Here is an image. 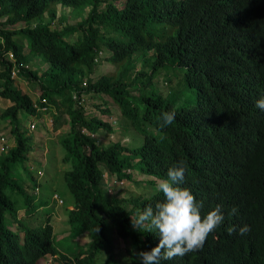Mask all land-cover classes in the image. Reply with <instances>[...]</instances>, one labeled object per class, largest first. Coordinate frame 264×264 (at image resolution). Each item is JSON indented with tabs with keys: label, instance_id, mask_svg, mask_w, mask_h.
<instances>
[{
	"label": "trees",
	"instance_id": "16d2710c",
	"mask_svg": "<svg viewBox=\"0 0 264 264\" xmlns=\"http://www.w3.org/2000/svg\"><path fill=\"white\" fill-rule=\"evenodd\" d=\"M119 1L122 0H0V100L12 102L1 118L4 121L10 118L15 124L12 133L17 138L16 148L0 156V264H43L47 253L55 254L52 243L33 228L25 227L26 244L20 247L21 253L16 243H4L11 223L17 218L16 205L23 202L28 207L35 200L13 178L16 166L26 159L28 145L16 123L21 115L39 117L47 113L56 123L64 113L68 116L70 131L61 143L66 151L64 162H72V168L64 175L74 198L70 223L78 234L88 233L93 240L89 256L80 259L79 255L75 258L77 264H96L95 256L102 247L109 261L118 264L116 236L131 243L130 264H140L136 253L150 250L159 242L155 229L134 230L131 216L162 201V193L148 198L110 195L104 171L119 181L132 180L127 170L166 179L168 169L180 161L187 166L180 186L190 189L196 201L202 203V216L222 205L224 222L207 236L201 249L161 264H264V114L257 107L238 106L222 96L232 71L221 64L213 33L231 29L237 11H224L215 5L214 15L210 16L208 3L154 0L158 4L154 11L159 23L187 28L179 38H165L155 25L128 20L148 0H126L121 9L116 4ZM235 1L244 11L252 13H257L261 5V0ZM58 5L71 6L77 13L89 8L88 15L75 25L58 29L67 20L64 17L58 21ZM161 13H166L173 24L160 18ZM54 24L56 27L52 28ZM105 50L110 51L108 60L116 72L96 76L95 58ZM9 51L15 53V61L22 67L20 75L39 87L35 91L40 92L36 101L12 79L14 64L5 57ZM151 51L155 71L173 69L178 80L175 86L181 90L192 86L197 93L208 90L213 102L177 112L174 122L162 127V114L175 110L170 97L146 90L139 94L138 85L142 84L125 76L120 66L127 60L138 62L142 53ZM255 51L245 42H234L231 48L235 61ZM36 63L46 64L47 68L40 74L33 68ZM132 90L138 94L133 95ZM86 93L108 96L125 115H131L128 119L133 124L139 101L146 102L142 112L145 122L140 125L143 128L147 125L152 131L140 127L144 143L137 146L138 141L137 147H128L110 142L108 137V145L101 143L100 134L112 133L113 126L82 106ZM53 105L59 114L53 113ZM101 113L112 114L110 108ZM228 121L237 127V134L228 131L225 125ZM119 126L121 133H127L122 124ZM206 148L220 154L221 163L215 171L203 165L201 151ZM8 188L23 195L22 202L13 201L6 193ZM233 207L238 208V214L229 215ZM245 224L251 231L239 235V227ZM233 226L237 231L229 235L227 229ZM47 231L51 234L50 228ZM68 264L74 262L70 260Z\"/></svg>",
	"mask_w": 264,
	"mask_h": 264
},
{
	"label": "clouds",
	"instance_id": "9594fccd",
	"mask_svg": "<svg viewBox=\"0 0 264 264\" xmlns=\"http://www.w3.org/2000/svg\"><path fill=\"white\" fill-rule=\"evenodd\" d=\"M125 2L126 0H122V1L116 2V4L121 9L125 7L124 6ZM175 2L194 3V4L195 3L196 4L208 3L210 5L209 7L210 16L214 15L213 8L215 5H217L219 8H221L224 11H232V10L237 11L238 15L236 19L234 20L231 29L219 30V31L213 32L214 42L219 52L220 62L223 66L229 68L232 71V76L229 81L227 90L225 91V94H222V96L232 101L233 103L237 104L238 106L251 105L253 108L257 107L260 109V113L264 114V0H261L260 9L257 13L244 11L243 8H241V6L238 5L237 1L235 0H175ZM156 5L158 4H156L154 0H148L137 11L132 13V15L128 19L130 20L129 22L130 23L144 22L148 26L155 25L158 28V30L162 32L165 38L167 36H171L173 38L181 37L184 31L187 30V28H184L181 26L180 28L176 26L166 27L162 25V22L159 23L156 19L157 14L154 11V6ZM59 6L60 5H58V7ZM61 6L64 9L72 8L71 6H63V5ZM88 10L89 8H87L86 11ZM72 12L77 13V11H75L73 8H72ZM79 14H83V13L80 12ZM158 16H160V18L162 17V19L164 18L168 19V15L166 13H161ZM58 17H59L58 21L64 17H67L66 22H63L65 23V26L67 24L71 26L75 25L81 22L83 19L82 18L81 21H78L76 23H72L71 21L68 22L69 17H72V13L66 15L65 10H63V14L61 16L58 15ZM174 30H175V34H174ZM234 42L236 43L245 42L246 44L249 45V47H254L256 51L249 55L239 56V60L235 61V59L233 58V55L231 54V48L233 47ZM107 52L110 53V51L105 50V52L100 53L95 58V63L98 64V66L106 63V61L110 62L108 58H110L111 53L109 56H107L106 55ZM153 54H154V51H151L150 55H153ZM15 56L16 55L13 51H9L5 53V57H7V59L13 62L14 64L12 71H11V77L15 81H17L18 79H23L25 77H22V75H20L22 72V67L18 66L17 62L15 61ZM124 65H129L130 67L133 68V73L129 76V79L131 80L136 79L138 83L142 84V85H138L139 94L143 93V91L152 84V80L154 76L159 72V71H155L153 68H148L147 66L143 65L141 63V60H139L138 62H130L127 60L120 64V66H124ZM137 65L143 67L144 70L143 69L138 70ZM25 68L28 69V66H25ZM124 71L125 73L127 72L126 69H124ZM164 84L167 87L170 86V82L166 81L165 79H164ZM83 86L86 87L87 83L85 82ZM188 89L193 90L196 93L197 99H196L195 105L182 106L179 108L174 107L173 109L175 110L173 112H164L162 114V120H163V124L161 125L162 127L166 125H171L175 120V115L177 112H180L184 109L189 110L188 107L205 106L213 102L214 98L208 92V90L205 93L201 91L197 93V91L193 89L192 86ZM131 93L133 95L138 94L137 92L133 90L131 91ZM91 95H96V94H91ZM97 96L100 98L108 97V96L101 97L99 95ZM109 99L110 101H112L111 98ZM88 100H89V94L86 93L83 96L82 106L87 111L89 109L87 107ZM105 105H107V108H109L110 102L104 100L100 102L99 106L103 108ZM6 107L8 108L10 106L7 104L5 108ZM44 110L45 109H43V111ZM110 111L111 113L115 111L117 113V116L119 115L117 119L118 124L114 126L113 123H116V122H114L111 118L108 119L109 116L112 117L113 115L112 114L109 115V113H106L107 116L103 117V119L105 122L112 124L113 126L112 133H110L109 131H103L102 134H100L99 138H101V136H103L105 132L111 135L118 134L119 140H122L126 136H129L127 133H121V131H117L118 129H120V126L118 125H121V122H119V119L121 120L122 118L126 117V115L124 114V111H122L121 113L120 107L118 105H114L110 109ZM3 112H4V109L2 110V114ZM2 114L0 115V117L2 116ZM48 116L50 115L48 114ZM225 125L231 134H237V127L231 121L226 122ZM27 128H30V131H34L37 128V125L35 123H32L30 127H27ZM19 131L20 133L25 134V136L27 137L28 145H27L26 159H24L23 161L25 162V164L22 165L21 163H19L16 167H18L20 164L26 167V161L29 157V153L31 152L30 141L33 138L28 133H24L20 129ZM94 136L96 137V135ZM11 137L14 138V142H13V145L10 146V149L7 144L8 137H1L0 155L4 153L8 154V152L11 149H13L14 147L16 148L17 138L13 135V133ZM108 138L110 139V137ZM111 141L112 140L110 139V142ZM112 142H120L122 144V141H112ZM130 144L131 142L128 143L127 145L125 144H122V145L130 147ZM201 158H202L204 167L210 171H215L220 166L221 159H220L219 152H213L210 148H206L201 151ZM41 166H44V165H41ZM186 168L187 166L184 163V161L178 162L177 164L173 165L172 167L168 169L166 179H159L154 176L147 175V174L145 175V174H142L134 170H127V174L132 175L131 181L127 179H123L122 181H119L115 175L111 176L109 172L104 171L105 172L104 173L105 186L109 194H111L112 191H111V184H109L107 180L108 176L111 177L113 181V186L116 187L117 184L124 185L126 181L137 182L136 175H140L144 179L145 178L149 179L148 181H150L153 178L154 181L145 182V183L146 184L150 183L151 186H154L156 188L155 194L162 193L164 197L162 201L156 202L154 206L149 204L142 211L137 210V213L134 216H131V226L134 230L137 228L155 229L156 234L159 236V242L156 246L152 247L150 250H141L136 253L137 259L139 260L140 264H161L162 261L171 260L176 257H183L190 252L197 251L203 247L204 243L206 242L207 236L211 234L212 232H214L216 228L219 227L224 222L222 205H216L215 208H213L212 210L207 212V214L202 216L201 215V208L203 207L202 203H198L196 201V198L192 194L190 189H188L187 187L180 186L184 182ZM15 171H16V168L14 172ZM40 173L42 174H38L37 179L33 175V183H35L34 185L35 189L33 193L31 192L30 193H31V196L35 197V200L30 206L22 207V209L25 208L24 216H22L18 210L19 217H21L22 219L34 217L36 214H38V213H35L36 211L43 210L44 207H46L44 205L46 201L45 200L40 201L37 198V196L41 192L42 180L46 181L45 166H44V169L42 168L40 170ZM111 195H114V194H111ZM153 195L154 194L150 196L144 195V197L148 198ZM53 199L55 201H58L60 205L64 204V201L61 200L57 194L53 196ZM36 204L40 205L41 208H36ZM29 207L36 208V210L34 211V213L27 215L26 211H29V209H27ZM73 210H74V206L70 207V212H72ZM236 214H238V208L233 207L230 210L229 215H236ZM60 219L61 218H59V220ZM68 224L71 226V229H72L71 236H74L75 239L78 238V242H79V238L83 236H87L91 241V244L89 246H84L79 242L82 246L85 247V249L78 251L79 254L75 258L77 259L79 255H80V259L88 257L89 250L93 243V240L91 239L88 233L78 234L76 228L74 229V227L70 223V217L68 218ZM38 227L36 226L29 227V229L33 228L32 230L38 231L42 237H45L46 239H48L52 243V247L55 250V254H51V253L46 254V256L44 257L45 261L42 262L43 264H45L48 257L53 258V264L54 263L61 264V262H64V264H68L70 260H72L74 264H77V262L73 261V259H71L68 255L61 254L60 250L58 249V246H56L54 242L55 227H53V225L51 224L50 216H48L47 222L43 227L41 228H38ZM48 228H50L51 234L47 231ZM227 231L229 235H231L233 232H236L237 229L235 226H233V227L228 228ZM250 231H251L250 226L245 224L239 227L238 234L246 235ZM25 236H26V232L23 237H20L11 228L10 233H8L5 237L4 243L7 245H10L14 242L18 245L19 250H20V247L26 244ZM120 240L124 242L126 241L125 243L129 247L128 250L131 249V243L128 240L126 239L124 240L116 236V245L121 250V252H119L120 251L119 249L115 250L116 262L118 264L121 262L130 264L129 263V260H130L129 251L120 246V243H121ZM5 244H4V248L6 247ZM19 252L21 253L22 251L20 250ZM100 255L102 256L100 257ZM126 256L128 257V259H124ZM20 257L26 258L27 256H20ZM119 257H120V260H119ZM95 263L96 264H112L109 261L108 254L104 247H102L99 250V252L96 254Z\"/></svg>",
	"mask_w": 264,
	"mask_h": 264
},
{
	"label": "rangeland",
	"instance_id": "374dc122",
	"mask_svg": "<svg viewBox=\"0 0 264 264\" xmlns=\"http://www.w3.org/2000/svg\"><path fill=\"white\" fill-rule=\"evenodd\" d=\"M63 10H65L66 15L72 13V17H69L68 20V22L71 21L72 23L81 21V19L85 18L88 13V11L84 12L83 14L74 13L72 12V8L64 9L60 5L58 7L59 16L63 14ZM64 26L65 23H62V25H59L58 29H62ZM55 27L56 26L54 24L52 28ZM15 40L20 42L19 37L15 38ZM26 52H28V49H26ZM106 55L109 56L110 53L107 52ZM140 56L141 63L147 66L148 68H152L151 63L153 61V58L151 57V55L149 53H142ZM137 67L138 70L143 69V67L139 65H137ZM33 68L37 69L41 74L47 68V65L43 63H36ZM124 69L127 70V72L124 73L127 77L133 73V68L129 65L121 66L122 72L124 71ZM115 72L116 68L114 67V65L106 61V63L98 66L96 70V76H100L105 73ZM176 78L177 72L173 69L161 70L154 76L152 84L145 90L147 93H156V96H162L164 98L170 97V101L175 106V108L195 105L197 99L195 91L189 89L181 90V88L175 86L174 82H178ZM164 79L168 82H172L170 83L169 87L165 86ZM16 83L22 90H24V92L29 93V95L33 98V101H35L40 96V92H38L37 94L35 92L36 90H39V87H36V84L34 82H30L28 79L23 78L18 79ZM104 100L110 102V109L114 105H116L112 101H110L108 97L100 98L97 95L89 94V100L87 102V107L89 108L88 112L93 111L102 117H106L107 114L101 112L107 108V105H105L103 108L99 106L100 102ZM7 104L11 106L12 102L4 99L0 100V115L2 114V110H5L7 108H5ZM145 105L146 102L139 101V111H137L138 114L133 117V120H135L134 124L131 123V121L128 119L131 116L129 114H126V117L122 118L123 120L119 119V122H121V124L123 125L122 127H125L129 136H126L122 140H119L118 134L111 135L105 132L100 138L101 143L108 145L110 142L108 141L107 137H110L112 141H122V144L125 145L131 142L130 147H137L142 145L144 143L145 136L141 131V128L143 127L140 124L145 122L146 116L142 114ZM51 110H53L54 114H59V111L56 106H51ZM120 111L122 113L121 108ZM47 115L48 113L39 117L21 115L18 122L16 123L22 132L28 133L33 139H31L30 141L31 152L29 153V157L26 161V167L22 166L23 164H25V162L21 161L20 163L22 165L20 164L18 167H16V171L13 173V177L15 179H18L20 184L25 189H27L28 192L33 193L35 189V183H33V178L29 176H31L32 174V176L34 175L37 179V175L42 174L40 173V170L42 168L44 169L45 166L46 181L42 180L41 192L37 196V198L40 201L45 200L46 202L44 203V205L46 207H44L43 210L36 211L35 213L38 214H36L34 217L22 219L21 217H19L18 214V219L16 218V221H13L11 223V228L16 232L18 236L23 237L27 229L25 227H38L40 225L38 228H41L46 224L47 218L48 216H50L51 224L53 225V227H55L54 242L56 246H58V249L60 250L61 254H66L71 259H73V261H75V257L79 254L78 251L85 249L84 246H89L91 244V241L87 236L79 238V242L84 245L82 246L78 242V238L75 239L74 236H71L72 229L71 226L68 224L70 207L74 206V198L67 186L64 175L66 171L72 168V162H64L66 151L61 141L62 137L69 133L70 126L68 124V116L65 113L62 115V118L59 123H56L55 121L53 122V117ZM112 115L113 116H109L108 119L111 118L114 122H116L113 123L114 126H116L118 124L117 119L119 115L117 116V113L115 111H113ZM138 116L139 119L137 120ZM147 118L151 119L150 117ZM5 121L2 120L0 117V139L1 137H8V139H6L10 149V146H12L14 142V138L11 137V130L13 129L15 124L11 123L10 118L5 119ZM32 123H35L37 125V128L34 131H30V128H27L30 127ZM143 129H147L149 132L152 131L151 128H147V125ZM117 131H120V129H118ZM138 141H140V144L136 146V143ZM5 154L6 153L2 155ZM107 180L108 183L111 184V194H116L118 192L120 196L122 195V198H132L133 196L144 197V195L150 196L152 194H155L156 188L154 186H151L150 183H145L154 181L153 178L148 181L149 179H144L140 175H136L137 182L126 181L124 185L117 184L116 187L113 186V181L110 176L107 177ZM6 193L10 196L13 201L19 200L20 202H22V199L24 198L23 195L20 196L15 194L11 188H8L6 190ZM55 194H57L59 198L64 201L63 205H60L58 201H55L53 199V196ZM22 207L23 202L19 205H16V208L19 210L21 215L24 216L25 208L22 209ZM36 208H41V206L36 204ZM36 208H27L29 209V211H26L27 215L34 213ZM7 218L8 220H10L11 216L7 215ZM59 218L61 219L59 220ZM120 241V246L128 250V245L124 241ZM101 256L102 255H100V257ZM124 259H128V257L126 256ZM44 261L45 258L42 260V262ZM45 264H53V258L48 257ZM61 264H64V262H61Z\"/></svg>",
	"mask_w": 264,
	"mask_h": 264
},
{
	"label": "built area",
	"instance_id": "2783aa9c",
	"mask_svg": "<svg viewBox=\"0 0 264 264\" xmlns=\"http://www.w3.org/2000/svg\"><path fill=\"white\" fill-rule=\"evenodd\" d=\"M14 75H15V73H14Z\"/></svg>",
	"mask_w": 264,
	"mask_h": 264
}]
</instances>
